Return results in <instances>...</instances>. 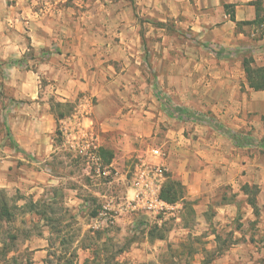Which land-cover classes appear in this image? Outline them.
<instances>
[{
    "label": "crops",
    "instance_id": "1",
    "mask_svg": "<svg viewBox=\"0 0 264 264\" xmlns=\"http://www.w3.org/2000/svg\"><path fill=\"white\" fill-rule=\"evenodd\" d=\"M250 57L264 66V0H0V191L17 195L20 208L53 202L66 178L52 162L59 152L52 102H68L69 118L97 135L110 168L102 173L115 174L120 196L134 193L127 177L134 158L165 165L166 180L181 182L185 207L169 238L204 240L188 264H260L264 90L248 84ZM152 147L163 156H152ZM245 185L258 188L257 213ZM63 190L71 208L86 207L77 189ZM96 191L114 208L115 196ZM29 210L46 224L25 240L30 258L21 262L48 264L51 218ZM122 214L111 223L135 228L137 217ZM107 219L98 211L88 226L107 227ZM149 231L143 247L125 251L128 260L167 250L166 234ZM226 231L233 241L224 246Z\"/></svg>",
    "mask_w": 264,
    "mask_h": 264
},
{
    "label": "rangeland",
    "instance_id": "2",
    "mask_svg": "<svg viewBox=\"0 0 264 264\" xmlns=\"http://www.w3.org/2000/svg\"><path fill=\"white\" fill-rule=\"evenodd\" d=\"M189 34V33H188ZM186 34L187 38L192 36ZM55 101L52 102V105ZM72 105V104H71ZM55 113L58 116L60 112H66L65 116L58 120L59 129L61 131L60 135L56 134V142L59 148V152L55 159L52 161L55 168L58 170L62 169L65 175V183L61 190L55 191L56 197L53 202L41 203L42 208L37 206L33 210H45L47 212L49 220V228L53 229V235L49 237L50 240V256L46 258L48 264H64L67 261L73 260L74 264H82L84 259L89 257L88 255H93V252H99L101 264H188L190 259V254H193L196 247L199 248L204 242L203 239H191L189 241H174L169 238V229L171 228V222L175 221L173 217L167 216L164 218L162 224L157 222V217L154 215H132L122 209L120 203L127 196H120V185L118 181L114 180L112 176L114 173L104 175L102 172H98L95 165L92 164L91 160H88L85 156L81 155L79 152L74 150L65 140V136L61 130L60 120L68 119L74 111V106L66 107H55L53 106ZM101 149V144H100ZM99 152L101 154V151ZM102 156V155H101ZM103 158V156H102ZM104 164H106L103 158ZM138 161V158H134L133 165ZM107 165V164H106ZM133 169L129 171L127 177H132ZM111 175V177H109ZM109 177V178H108ZM129 177V178H130ZM108 179H112V183L108 184ZM101 183L100 186L94 185L93 183ZM106 182V183H105ZM105 183V184H104ZM64 188H75L84 200L87 202L86 207L74 210L65 202L66 191ZM107 192L108 195H112L114 208L107 205L110 201L109 198L101 199L94 197L96 192ZM229 192V191H228ZM228 194H231L230 191ZM17 195H12L11 198L15 200ZM109 207L107 210V221L110 223L109 226L104 228H93L88 226L89 219L92 218L93 213L96 211H102L103 205ZM29 205V204H28ZM23 206L16 210V217L11 224L6 226V232L15 234L17 239L14 242V247L16 253H9L6 258L3 259L2 251L0 250V257L2 258L1 264H14L12 257L16 258L15 264H23L21 261L30 258V252L24 250L23 244L25 240L35 237L38 234H42L43 226L46 224L42 223V220L36 214L30 212L29 206ZM111 207V208H110ZM121 207V210H116ZM32 209V208H30ZM122 213H128L132 217H137V222L135 228L130 227L128 224L125 229H121L118 224H112L114 217ZM182 213V212H181ZM180 213V214H181ZM131 217V218H132ZM164 221L166 224L164 225ZM155 225H163L162 228H154ZM154 230L155 236H164L166 234V240L164 244L167 246V250L156 254L157 257L150 258L147 261H134L128 260L125 257V251H130L132 247L135 249L140 245L143 247L146 244V233L150 229ZM57 232V233H55ZM170 239V240H169ZM233 241V237L229 233H225L222 237V245L227 246ZM155 241H150L153 245ZM148 244V243H147ZM155 245V243H154ZM80 248H89L85 252L81 251ZM149 249V248H148ZM159 253V247L157 246ZM149 251V250H148ZM84 255H87L84 258ZM214 253H208L207 258L211 259ZM10 257V258H8ZM92 257L88 258V264H92ZM82 260L83 262H80ZM264 264V259L260 262Z\"/></svg>",
    "mask_w": 264,
    "mask_h": 264
},
{
    "label": "built area",
    "instance_id": "3",
    "mask_svg": "<svg viewBox=\"0 0 264 264\" xmlns=\"http://www.w3.org/2000/svg\"><path fill=\"white\" fill-rule=\"evenodd\" d=\"M77 117L62 120L61 130L66 142L74 150L92 161L97 171L109 172L99 152L100 141L94 132L85 130ZM150 154L155 157L163 156L159 147H152ZM167 178V169L163 164H149L144 158H139L133 168L131 185L134 189L132 196L124 197L120 203L122 209L131 214L154 215L157 222L162 223L167 216L178 219L183 210L182 201L170 203L161 197V189ZM120 207V208H121ZM100 215L107 216L108 206L104 205Z\"/></svg>",
    "mask_w": 264,
    "mask_h": 264
},
{
    "label": "trees",
    "instance_id": "4",
    "mask_svg": "<svg viewBox=\"0 0 264 264\" xmlns=\"http://www.w3.org/2000/svg\"><path fill=\"white\" fill-rule=\"evenodd\" d=\"M232 18H234L233 13H231ZM243 66H244V71L246 73V78L248 81V84L251 88L254 90H264V66H257L254 65V60L250 58H245L243 60ZM54 108L55 107H66V106H72L71 103H62L59 101H55L53 103ZM53 108V107H52ZM66 112H60L58 113V120L62 117H64ZM57 135L61 134V131L59 129V125L56 131ZM103 149H100L102 151ZM243 189L246 193H250L252 195L249 196L248 201L254 206V210L257 213L258 209L256 207V200H255V195L258 192L257 187H252L250 188L248 185L243 186ZM184 194V187L181 184L180 181L178 180H166L165 183L162 186L161 189V197L170 203H174L177 201H182V197ZM29 208H36L37 206L43 207L41 202L38 203H30ZM185 207V203L183 204V208ZM20 207L16 204V201L9 197L6 192L0 191V239L3 243L2 245V257L3 259L6 258V255L9 253L12 247H14V242L17 239V236L15 234L7 233L6 232V226L8 224H11L15 217H16V210L19 209ZM39 213L44 212L45 214L47 213L45 210H38ZM188 212H192L190 207H188ZM96 214V211L93 213V215ZM47 215V214H46ZM163 225H155L154 228H162ZM149 234L151 236L154 235V230L151 228L149 231ZM161 237V236H159ZM93 257H92V264H101L99 262L100 255L99 252H93ZM12 260L16 262V258L12 257ZM89 259H86L83 264H88ZM64 264H74L73 260L70 259V261H67Z\"/></svg>",
    "mask_w": 264,
    "mask_h": 264
}]
</instances>
